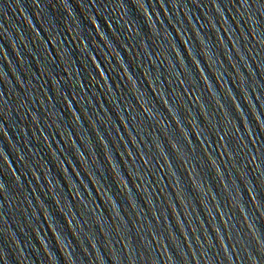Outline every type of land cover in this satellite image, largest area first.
I'll return each mask as SVG.
<instances>
[{
  "label": "water",
  "instance_id": "obj_1",
  "mask_svg": "<svg viewBox=\"0 0 264 264\" xmlns=\"http://www.w3.org/2000/svg\"><path fill=\"white\" fill-rule=\"evenodd\" d=\"M0 264H264V0H0Z\"/></svg>",
  "mask_w": 264,
  "mask_h": 264
}]
</instances>
